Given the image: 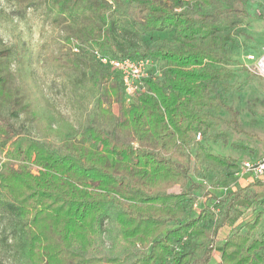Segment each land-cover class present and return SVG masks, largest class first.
I'll use <instances>...</instances> for the list:
<instances>
[{"label": "trees", "instance_id": "16d2710c", "mask_svg": "<svg viewBox=\"0 0 264 264\" xmlns=\"http://www.w3.org/2000/svg\"><path fill=\"white\" fill-rule=\"evenodd\" d=\"M247 1L45 0L46 17L65 23L62 41L74 39L78 49L54 58L69 71L63 76L72 82L80 72L79 84L98 85L106 100L78 137L68 125L56 129L41 121L30 107L32 83L21 89L9 78L15 62L28 66L29 50L0 41V152L11 162L0 164V214L12 216L10 235L23 264H264V231L253 235L262 213L231 232L243 190L197 207L203 186L192 177L202 175L198 161L224 173L238 170L236 159L208 151L205 143L227 140L220 123L242 132L223 95L234 76L229 44ZM257 14L264 17V5ZM167 29L171 40L145 43L146 34ZM94 51L165 65L126 104L118 73ZM223 110L230 121L220 117ZM253 183L264 187V178ZM194 206L196 215L183 220ZM106 232L108 256L87 257L84 247L102 242Z\"/></svg>", "mask_w": 264, "mask_h": 264}, {"label": "rangeland", "instance_id": "374dc122", "mask_svg": "<svg viewBox=\"0 0 264 264\" xmlns=\"http://www.w3.org/2000/svg\"><path fill=\"white\" fill-rule=\"evenodd\" d=\"M33 1H37V5L27 7L22 0H0L1 45L17 51L27 48L30 52L28 66L15 62L10 66L9 78L21 89L22 84L32 83L35 92L31 96L34 104H30V107H37L41 121L50 120L56 129L61 128L62 124L68 125L77 131L75 137H78V132L91 118H98V102L103 108L106 107L105 96L98 85L79 84L80 72L74 75L72 82L63 76L69 74V71L60 66L62 63L59 59L55 62L54 58L61 52L71 53V46L76 44V41L70 39L64 43L60 36L65 23L55 24L46 17L45 0ZM259 5H264V0L246 2L247 15L233 29L238 34H233L235 42L229 44L228 49L231 59L229 68L234 71V76L223 99L226 105L236 112L242 132H237L231 125L220 123L219 129L227 134V140H210L205 143L208 151L236 159L238 169L244 161H254L264 156V72L255 65V60L264 55V17L257 14ZM172 34L168 29L154 31L146 34L144 41L147 45H152L161 39L171 40ZM248 54H253L255 60H249ZM154 63L157 70L155 76L159 78L165 64L159 60ZM25 95L27 96L26 93ZM112 111L117 113L115 104L112 105ZM219 115L226 121L231 120V115L226 110ZM102 123L104 125V122ZM105 126L111 128L110 125ZM41 127L45 128L44 123ZM120 134L122 137H129L127 133ZM193 152L192 149L191 153L194 155ZM2 163L11 162L0 152V164ZM197 163L202 175L192 177L202 183L203 191L195 197L196 206H200L203 199L205 203L210 204L211 199L223 198L230 192L242 189L239 200L234 204L231 232L242 231L244 223L252 221L259 212L262 213L261 222L253 232V235L258 237L264 231V205L258 204V201L264 198V187L247 181L244 173H224L208 162ZM13 165L16 167V163ZM34 169L31 167L33 173ZM197 211L198 208L194 206L182 219L196 215ZM12 223V216L0 214V264H23L10 235ZM107 235V232L103 234L102 242L90 241V244L84 247H87V257L105 259L108 256L110 240ZM216 250L219 251V247H216ZM200 255V252L197 253L195 259L198 260Z\"/></svg>", "mask_w": 264, "mask_h": 264}, {"label": "built area", "instance_id": "2783aa9c", "mask_svg": "<svg viewBox=\"0 0 264 264\" xmlns=\"http://www.w3.org/2000/svg\"><path fill=\"white\" fill-rule=\"evenodd\" d=\"M72 52H78L75 44L71 46ZM94 57L103 65L113 69L118 73L122 88L124 91L126 104L130 103L138 93L145 89V78H154L157 70L154 68L155 63L149 58H124L114 59L100 55L97 51H94ZM249 60H255L253 54H248ZM264 55L259 59H256V67L260 68ZM199 135L196 139H199ZM237 174L244 173L251 177L252 180L264 178V156L254 161H244Z\"/></svg>", "mask_w": 264, "mask_h": 264}, {"label": "crops", "instance_id": "0c3cea01", "mask_svg": "<svg viewBox=\"0 0 264 264\" xmlns=\"http://www.w3.org/2000/svg\"><path fill=\"white\" fill-rule=\"evenodd\" d=\"M245 179L248 181H252V183H253V180L251 179V177L249 176V175H247V174H245Z\"/></svg>", "mask_w": 264, "mask_h": 264}, {"label": "bare ground", "instance_id": "6f19581e", "mask_svg": "<svg viewBox=\"0 0 264 264\" xmlns=\"http://www.w3.org/2000/svg\"><path fill=\"white\" fill-rule=\"evenodd\" d=\"M261 69H262V70H263V72H264V58H263V60H262Z\"/></svg>", "mask_w": 264, "mask_h": 264}]
</instances>
